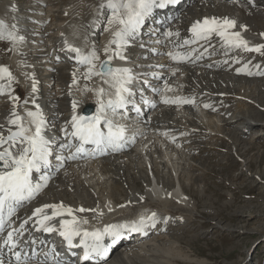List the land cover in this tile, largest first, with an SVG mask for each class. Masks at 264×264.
I'll use <instances>...</instances> for the list:
<instances>
[{"label":"bare ground","instance_id":"1","mask_svg":"<svg viewBox=\"0 0 264 264\" xmlns=\"http://www.w3.org/2000/svg\"><path fill=\"white\" fill-rule=\"evenodd\" d=\"M32 2L36 3L33 6L37 8L33 10L35 14L26 12L24 7H16L14 0H0V18L9 25L16 24L17 34L24 37L23 41L13 47L14 53L9 55L8 60L0 50V65H6L15 77L12 84L14 91L11 94L20 97L16 110L25 117V122L28 119L25 109L35 110L31 103L35 99L47 120L46 135L52 141L51 147L59 146L64 149L66 147L62 145H68L71 139L65 135V125L71 120L72 101L78 102L77 114L90 116L96 111L94 90L104 87L108 94L112 92L100 77L84 80L82 73L85 66L77 62L75 53L67 50L65 41L84 49L85 52L95 47L100 59L106 57L103 48L111 39V31H105L107 22L102 29L101 21L107 10L99 9L102 0H68L59 5L63 6V10H60L61 15L57 16L54 11L59 9L55 3H62L60 0ZM169 7L175 10L170 15L173 16L175 12L178 14L170 20L167 30H153L141 40L133 39L125 49L127 60L115 58L112 61L113 67L132 69L135 76L132 89L143 86L147 91H151L153 98L155 97L156 113L140 122L142 134L138 140L129 147H124L121 152L104 155L91 163L82 160L77 165L68 162L62 164L48 179L41 193L35 195L32 203L20 209L19 218L13 227L18 228L23 220L32 215L35 208L61 202L73 209H96V212L76 213L88 220L84 227L89 230L104 224L132 221L139 215L155 212L158 218L157 225L153 228L152 237L155 239L122 254L117 251L106 263L100 264L180 263V257L176 258V261L169 260L172 262L169 263L166 258L169 254L166 253L170 252V247L165 246L161 234L167 231L169 225L176 229L180 224H187L190 217L184 216L183 213L192 214L199 205L205 185L202 183L203 175H196L195 172L202 166L205 167L203 155L201 156L202 148L216 149L209 146L210 141H223L226 135L238 150L237 130L242 127L251 130L254 126L256 130L253 133L260 134L263 131L264 122L253 125L252 118L264 121V75L257 74L264 73V55L241 49H226L218 38H214L210 45L202 42L190 46L197 49L191 60L176 62L166 53L174 50V43L178 42V38H169L165 33L169 30L178 31L180 39L187 38L191 36L188 30L194 21L206 16L228 17L236 20L235 30L241 31L250 45L264 44V36L260 35L264 33V0H180L176 5ZM89 12L93 14L91 18L86 15ZM49 15L51 19H48ZM170 15L161 20V23H166ZM240 25H246V30L241 29ZM41 52V59L45 57L42 64L45 75L43 78L50 81L53 79L56 83L54 88L50 87L53 90L48 98L38 94L41 76L35 69L34 59L36 60ZM197 56L200 58L196 59ZM62 57V61L54 62ZM245 65L252 75L247 71H236ZM74 71L77 75L75 85L72 84ZM33 79L37 87L35 93L31 91ZM150 82H156L153 88L161 91L158 96H154L153 90H149ZM165 83L170 91L165 90ZM20 87L26 89L27 98H23ZM165 96L170 99L188 98L195 102L165 104ZM24 100L29 103L25 105ZM206 104L210 107H204ZM87 106L93 108L89 113L86 112ZM12 107L9 94H0V125H3L0 131H3L5 136L9 128L15 130V126L7 123ZM67 130L71 131L70 124ZM144 149L148 151V163L143 157ZM149 165L158 178V184H162L165 189L153 185L150 177V180H147ZM187 170L190 173L188 177V174L185 175ZM46 172L50 173L49 170L42 173ZM175 173L178 175L182 191L176 188ZM140 180H143V184ZM193 184H197L200 191L196 195ZM121 205L124 207H120ZM109 208L112 211H109ZM101 212L103 215L99 214ZM179 213L181 214L178 215ZM33 220L26 225L27 231L24 234L30 232L33 235L36 231ZM173 236V233L169 234L168 240L172 241L170 238ZM24 239H27V236ZM170 243H178V239ZM184 260L193 261L188 255L182 256L181 261Z\"/></svg>","mask_w":264,"mask_h":264},{"label":"snow or ice","instance_id":"2","mask_svg":"<svg viewBox=\"0 0 264 264\" xmlns=\"http://www.w3.org/2000/svg\"><path fill=\"white\" fill-rule=\"evenodd\" d=\"M178 0H102L99 9L110 10L107 16L108 27L105 31H111V39L104 46L103 52L106 59L101 60L95 47L85 52L84 49L76 47L65 41L67 50L75 53V59L80 65L85 66L82 73L84 80H91L93 77H100L103 83L108 84L112 89L111 94L107 93L104 87L96 88V111L92 115L77 114L78 102L72 101V116L70 122L65 125V135L76 141L75 152L69 157L76 159L82 156L103 155L109 151H120L128 142L127 126L117 122L115 117L122 115L119 110L125 109L130 99L134 95L131 85L135 79L132 69L128 67H113L112 61L115 58L127 60L125 55L126 47L138 34L141 26L156 9H164L170 5H175ZM246 30V25H240ZM237 22L228 17H204L191 24L190 37L180 39L178 31H167L165 35L169 38L177 37L178 42L174 43V50L168 51L167 56L176 62L188 61L192 59L193 53L197 51L192 45L208 43L214 38L226 49H241L245 52H255L264 55V44L250 45L244 38L242 32L235 30ZM16 24L9 25L0 19V41L11 42L15 47L24 37L17 34ZM264 36V33L260 34ZM113 45L115 47H113ZM186 46H189L186 48ZM183 49V50H177ZM207 51V48L204 49ZM200 57L197 56L196 59ZM259 67V66H257ZM176 70H174L175 72ZM237 72L248 71V66L237 68ZM264 75V73H257ZM72 84H77L76 71L72 73ZM0 94H9V99L13 103L7 123L15 126V130L8 129L5 136L0 131V233H5L0 241V264H73L65 261L55 246L43 253L44 259H40L35 248L31 254L21 249L19 237L27 231L26 225L30 220L36 231L45 233H58L66 242L69 250L82 249L79 261L105 260L113 245L124 237L126 233L137 232L147 234L145 229L155 228L158 222L157 214L141 215L138 219L124 221L120 223L104 224L102 227L89 230L84 225L88 224L86 218L78 216L76 213L96 212V209H85L80 207L73 209L62 202L59 204H44L37 207L28 219L23 220L19 227H13L11 217L15 215L17 209L25 202L30 201L46 186L48 176H41L42 182L33 181V173L51 166L50 157L53 155L52 141L46 135V121L40 110V105L35 99L31 103L35 110L25 109L27 121L16 110L19 106L20 97L12 95L14 91L12 84L15 82L13 73L6 65H0ZM87 90V86L85 85ZM165 90L171 89L165 83ZM31 91H37L36 81L32 80ZM107 95V99L105 96ZM165 104H193L195 101L188 98L177 97L170 99L163 97ZM23 103L27 105L28 100ZM154 106V105H153ZM210 107V105H204ZM139 111V109H137ZM70 124L71 131L68 126ZM3 128V125H0ZM92 145L91 149L85 147ZM73 146L71 142L62 147ZM57 161L60 156L55 157ZM143 199V197H141ZM120 207H124L121 205ZM50 210V212L46 211ZM112 211L111 208L108 209ZM103 215V213H99ZM167 219V218H165ZM108 241V242H106ZM36 241L31 240L35 245ZM43 243V242H41ZM3 248H7L10 257L6 258ZM76 255L75 252L72 253Z\"/></svg>","mask_w":264,"mask_h":264},{"label":"rangeland","instance_id":"3","mask_svg":"<svg viewBox=\"0 0 264 264\" xmlns=\"http://www.w3.org/2000/svg\"><path fill=\"white\" fill-rule=\"evenodd\" d=\"M14 1L17 3L16 7H24L26 12L35 14L33 10L37 8L33 6L36 3L32 0ZM67 1L60 0L62 3H55L59 9L54 11L57 16L61 15L60 10H63V6L59 5ZM86 15L89 18L93 16L91 12ZM108 15L110 10H107L102 18V29L105 28ZM48 19H51L50 15ZM7 42L0 41V50L6 60L14 53L13 45ZM42 54L43 52L34 59L35 69L41 76L38 94L48 98L56 83L53 79L50 81L43 78L45 75L42 64L45 57L43 60L39 59ZM20 90L23 91V98H27L26 89L20 87ZM252 119L253 125L264 122L257 118ZM220 125L223 126V123ZM255 130L254 126L251 130L247 127L237 130L238 150L226 135L223 141H210L209 146L216 149L202 148L201 156L203 155L205 167L199 168L195 174L203 175L204 193H201L194 214L183 213L184 216L190 217L187 224H180L176 229L169 225L164 232L167 235L161 234L165 246L170 247V252L166 253L169 254L166 257L168 261H176V258L180 257L178 264H264V129L259 135L253 133ZM185 175L190 176L188 170ZM140 181L143 184V180ZM187 182L190 183V180ZM192 188L195 195L200 192L197 184H193ZM172 233L175 237L170 239H178V243H170L172 241L168 240L169 234ZM186 255L193 261H181L182 256ZM171 261L169 263H172Z\"/></svg>","mask_w":264,"mask_h":264}]
</instances>
